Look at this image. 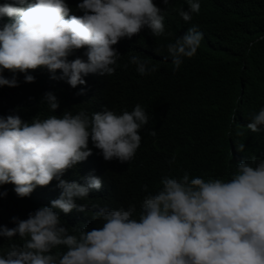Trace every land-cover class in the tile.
<instances>
[{
    "label": "clouds",
    "instance_id": "1",
    "mask_svg": "<svg viewBox=\"0 0 264 264\" xmlns=\"http://www.w3.org/2000/svg\"><path fill=\"white\" fill-rule=\"evenodd\" d=\"M187 4V10H178L186 23L201 9L199 0ZM161 8L155 0H80L76 9L82 15H77L71 14L68 0H6L0 4V19L8 17L0 26V86L17 87L16 73L41 67L73 88L86 85L89 74L111 76L119 67L122 55L116 48L122 38H143L148 29L156 38L165 35ZM203 38L198 26H191L167 45L164 61L172 57L174 71L179 70L183 58L196 55ZM81 49L82 56L69 59ZM129 63L141 75L157 70L139 56H131ZM6 70L13 75L5 76ZM35 79L25 76L26 82ZM42 103L54 113L60 107L52 91ZM149 119L140 104L122 113L107 107L91 115L65 110L44 119L37 114L31 121L18 114L0 115V186L14 184L20 198L54 179L61 189L50 206H41L26 219L12 217L14 227L0 225V237L18 236L21 241L0 254V264H264V159L256 155L241 161L229 180L206 181L188 172L164 176L162 187L144 196L138 217L134 203L127 209L93 205L91 218L101 221L100 227L65 226L60 213L87 215L88 205L77 199L100 190L103 180L102 171L89 172L83 184L63 179L64 173L93 154L90 141L105 161L130 162ZM250 121L247 129L261 132L264 108ZM149 135L155 136V129ZM244 149V144L237 146ZM174 162L175 156L169 164ZM7 194L0 191V197Z\"/></svg>",
    "mask_w": 264,
    "mask_h": 264
},
{
    "label": "trees",
    "instance_id": "2",
    "mask_svg": "<svg viewBox=\"0 0 264 264\" xmlns=\"http://www.w3.org/2000/svg\"><path fill=\"white\" fill-rule=\"evenodd\" d=\"M4 2L0 0V4ZM79 2L68 0L71 14L82 15L76 9ZM155 2L165 9V35L156 38L148 29L143 38H122L116 48L122 56L113 75L89 74L86 85L73 88L66 80L52 79V73L41 67L16 73L17 87L0 86V115L18 114L25 121L37 114L41 119L61 115L65 110L73 114L83 110L91 115L107 107L122 113L136 104L144 107L150 117L130 162L105 161L90 141L93 154L64 173L63 179L83 184L89 172L102 171L103 180L100 190H92L85 200L77 199L78 204L88 205L87 215L75 210L60 213L70 230L73 226L91 230L102 225L91 218L93 205L127 209L134 203L138 217L144 196L162 187L164 176L182 177L188 172L206 181L229 180L241 161L253 155L264 159V126L258 133L246 127L251 116L264 108V0H199L200 12L193 13L187 23L178 11L187 10V0H170L168 5L162 0ZM7 22L8 17H3L0 26ZM193 25L204 38L196 55L183 58L179 70L174 71L172 57L164 61L167 45ZM83 51L69 59L82 56ZM133 55L149 60V68L156 65L157 70L141 75L136 65L129 63ZM28 74L36 78L34 82L25 81ZM4 75L11 77L13 73L6 70ZM56 75H61L59 70ZM81 89L85 92L78 95ZM48 91L54 92L60 103L55 113L46 103L41 104ZM150 129H155V136L149 135ZM238 131L243 135H237ZM240 144L245 145L243 152L237 150ZM173 156L175 162L169 164ZM57 184L54 179L24 198L16 195L14 184L0 186V191L8 193L0 197V225L14 227L12 217L26 219L41 206H50L61 191ZM12 243H21L20 238L0 237V254Z\"/></svg>",
    "mask_w": 264,
    "mask_h": 264
}]
</instances>
